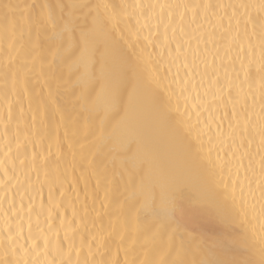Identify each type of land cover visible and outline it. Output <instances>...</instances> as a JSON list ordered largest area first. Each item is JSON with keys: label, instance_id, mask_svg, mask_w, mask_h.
I'll return each mask as SVG.
<instances>
[{"label": "snow or ice", "instance_id": "obj_1", "mask_svg": "<svg viewBox=\"0 0 264 264\" xmlns=\"http://www.w3.org/2000/svg\"><path fill=\"white\" fill-rule=\"evenodd\" d=\"M129 7L139 8L140 15H145L143 5H120L121 9ZM148 7H160L162 13L165 7L171 9L190 6L149 5ZM196 7H203L206 13L213 8L232 9L227 27L223 24L224 16L217 17L216 27L222 29L221 38H227L224 37V33L230 37L223 45V55L216 47L215 29L204 34L203 39L196 37L195 47H193V37L186 33L183 27L175 26L171 13L166 22L160 15H157L152 22V17L149 16L141 28L133 30L131 15L117 11L114 5L104 0H97L95 3L90 0H45L42 4L28 3L27 0L24 3L18 0H0V30H2L3 39L7 42L6 55L9 64V67L4 70V79L7 81L11 76L14 84L17 82L18 73L13 71L12 66L21 52L28 51L24 40L25 35L31 38L35 34L39 41L41 36L46 35L49 30L57 32L61 38L60 46L54 51L49 49V53L54 60H63L68 64L70 73L73 67L70 62L77 57L90 66L99 63L100 78L91 75L86 88L78 96L73 92L68 97L70 102L73 98L78 102H85L87 117L76 110V104H72L71 108L58 105L56 97L51 92L49 101H38V110L44 113L41 127L37 129L38 133L41 136L47 135L50 121L56 122L57 130L63 125L68 153L74 158L76 155L74 149L77 144L82 150H86L87 156L92 158L87 160L85 157L92 169V174H95L97 141L100 143L105 141L113 123L131 124L137 111L140 95L146 93L159 117L183 140L190 167L204 181L213 197V203L221 216L230 220L232 228L244 229L248 224L250 213L253 219L256 218L257 204L259 205V217L262 223L258 239L254 238L251 245L253 248H258V260H203L198 264H264V0H259L258 4H206ZM213 15L217 14L213 12ZM179 19L182 25L184 16L180 15ZM233 21H235V32H233ZM190 23H198L195 15ZM249 24L252 25L251 35H257L256 29L259 28L261 124L257 130L248 119L250 93L244 91L243 84L250 77L253 60L246 56L247 67L245 60L240 61L243 80L240 79V72L233 68L235 79L225 86L217 85V90L221 93L216 97L218 103L213 106L201 103L203 112H197V123L200 122V117L204 113H207L206 122L203 128L193 136L188 106L185 103L184 111L181 112L180 97L189 91V85L197 81V77H199L198 83L202 84L210 70L215 74L218 70L215 63L217 57L221 60V66L225 60L230 65H234L235 59H239V53L245 52V41H247V53L254 56L257 45L251 43ZM161 25H163V32L160 31ZM201 43L205 45L203 49H201ZM208 43L213 44V49H208ZM233 45L238 49V54L235 58L229 59ZM157 48L160 49L159 52L156 51ZM63 84V77H56L58 93ZM224 87H227L226 95L223 94ZM192 90H195L194 85ZM28 92L25 79L20 94ZM196 98L200 99L199 92H196ZM252 103L255 104L254 99ZM229 104L230 111H228ZM221 105L224 111L217 120L212 109L215 107L219 112ZM9 112L11 113V109ZM20 114L23 116V108ZM225 118L228 119L227 128L223 126ZM213 125H215L214 132ZM257 135L258 150L261 153L260 179L259 183L253 187L250 176L255 175V170L251 155ZM202 136L207 137V143L210 145L207 150L204 148L205 141L201 138ZM63 146L64 140L57 135V157L63 154ZM214 150L215 157H213ZM110 151L115 152L116 148ZM221 153L224 155L221 156ZM246 158H248L247 166L244 163ZM115 162L113 159V178L116 177ZM45 164H47V157ZM242 171L243 179H241ZM125 172L127 173L126 184H131L135 189L139 181L140 195L144 201L138 209V216L142 215L144 219L138 220L136 235H129L126 238L121 231L113 230L114 235L110 231V240L101 238L95 251L92 250V246L89 247L88 256L100 255V259L85 257L83 260L76 261L62 260L60 264H192L185 259V253L193 246L199 248L201 244L198 237L193 234L194 230L189 228V225L195 221L199 209L186 202L179 184L161 183L160 191L157 193L153 185L146 184V172L143 167L136 166L133 169L120 171V179H124ZM83 175H85L84 172H82ZM147 175L151 176V162ZM99 183L98 178V186ZM85 189H87V182ZM63 195L64 193L61 192L60 196L63 197ZM48 200L53 201L51 186ZM132 207L135 208V205ZM76 215L74 210L73 219ZM93 239L97 238L93 237ZM80 242L82 250L85 242L83 236L80 237ZM47 245L48 241L45 240V249ZM113 245L114 255L111 254ZM75 246L74 236L69 239V255ZM57 249L62 250L59 240ZM121 250L124 252L123 259L119 258ZM76 255L79 256L80 253L77 252ZM0 264H16V262L0 259ZM48 264H55V261Z\"/></svg>", "mask_w": 264, "mask_h": 264}, {"label": "bare ground", "instance_id": "obj_2", "mask_svg": "<svg viewBox=\"0 0 264 264\" xmlns=\"http://www.w3.org/2000/svg\"><path fill=\"white\" fill-rule=\"evenodd\" d=\"M18 2L24 3L25 0H18ZM27 2L42 4L45 0H27ZM90 2L95 3L97 0H90ZM104 2L114 5L117 11L130 14L133 30L141 28L149 16L152 17V22L157 15L166 22L171 13L175 26L183 27L185 32L193 37V47H195L196 37L203 39L204 34L215 29L216 47L223 55V45L230 37L224 33V37L227 38H221L222 29L216 27L217 17L224 16L223 24L227 27L232 9L213 8L206 13L203 7L196 6L258 4L259 0H104ZM122 4L143 5L145 15H140L139 8L121 9ZM149 5H189L190 7L171 9L165 7L161 13L160 7L149 8ZM213 12L217 15L214 16ZM180 15L185 18L182 25ZM194 15L198 23L191 24L190 21ZM248 29L251 35V24L248 25ZM160 31L163 32V25ZM233 32H235V21H233ZM256 32L257 35H251V43L257 45L254 56L247 53V41H245V52L239 53V59H235L234 65H230L225 60L221 66V60L217 57L215 63L218 70L215 74L210 70L202 84L198 83L199 77H197V81L189 85V91L180 97L181 112L184 111V105L187 103L193 136L203 128L206 122L207 113H204L200 117V122L197 123V112H203L201 103L203 102L206 106L218 103L216 97L221 93L218 92L217 85L225 86L235 79L233 68L240 72V79L243 80L240 61L245 60L247 67L246 56L253 60L250 77L243 84L244 91L250 93L248 119L258 130L261 124L258 27ZM24 40L28 51L21 52L12 66L13 71L18 73L17 82L14 84L11 76L5 81L4 70L9 67L6 55L7 42L3 39L2 30H0V259L12 260L16 264H48L51 261L60 264L62 260L76 261L83 260L85 257L98 260L101 258L100 255L88 256L89 247L92 246V250L95 251L101 238L110 240V231L113 235L115 234L113 230L121 231L126 238L129 235L135 236L138 220L144 219L142 215L138 216L139 206L144 202L140 195L139 181L134 189L131 184H126L127 173L125 172L124 179H120L119 173L136 166L145 169V182L153 185L157 193L160 191L161 183L179 184L186 202L199 209L195 221L189 225V228L194 230L193 234L198 237L201 244L199 248L193 246L187 250L185 259L192 264H198L203 260L259 259L258 248L251 246L253 239H258L262 223L259 217V205L257 204L256 218L253 219L250 213L248 224L244 229L232 228L230 220L222 217L213 203V197L204 181L190 167L183 140L159 117L146 93L140 95L137 111L131 124L113 123L105 141L103 143L97 141L95 174H92V169L87 162L92 158L87 156L86 150H82L77 144L74 149L75 157L68 153L63 125L57 130L56 122L50 121L48 134L41 136L37 129L41 127L44 113L38 110V101H49L51 92L56 97L58 105L71 108L72 104H76V110L87 117L85 102H78L75 98L70 102L68 97L73 92L78 96L86 88L91 75L100 78V65L99 63L95 66L87 65L85 61L77 57L70 62L73 65L70 73L68 64L63 60H54L49 53V49L54 51L61 44V38L52 30L41 36L39 41L35 34L31 38L26 34ZM204 47L205 45L201 43V49ZM207 47L211 50L213 44L208 43ZM156 51L159 52L160 49L157 48ZM237 54L238 49L233 45L229 59L235 58ZM209 63L211 64L210 56ZM60 76L63 77L64 84L58 93L56 77ZM25 79L29 92L20 94ZM193 85L195 90H192ZM196 92L200 93V99L196 98ZM223 94H227V87H224ZM175 102L174 100L173 103ZM21 108L24 111L23 116L20 114ZM212 110L219 120L224 111L223 106L221 105L219 112L215 107ZM230 110L229 104L228 111ZM33 117H35L34 120ZM227 123L228 119L225 118L224 128H227ZM214 131L215 125H213ZM57 135L64 140L63 154L60 157L56 155ZM201 138L205 141L204 148L207 150L210 146L207 143V137ZM258 146L257 135L251 155L255 170V175L250 176L253 187L259 183L260 179L261 153ZM112 148H116V151L111 152ZM223 155L221 153V156ZM46 157L47 164H45ZM213 157H215V150ZM113 159L116 161L115 178L112 177ZM150 162L151 176H148ZM244 163L247 166L248 158ZM82 172L85 175L82 176ZM241 179H243V171ZM86 182L87 189H85ZM50 186L53 194L52 202L48 200ZM61 192L64 193L63 197L60 196ZM256 195L259 196L258 191ZM133 205L135 208L132 207ZM74 210L77 214L75 219H73ZM74 236L76 246L69 255V239ZM81 236L85 241L82 250ZM93 237L97 239L94 240ZM45 240L48 241L47 249H45ZM58 240L61 242L62 249L59 251ZM77 252L80 253L79 256L76 255ZM111 254H115L114 245L111 246ZM123 257L124 252L121 250L119 258L123 259Z\"/></svg>", "mask_w": 264, "mask_h": 264}]
</instances>
